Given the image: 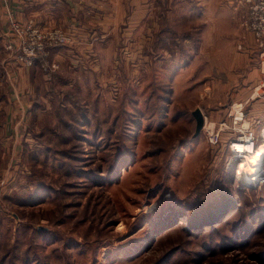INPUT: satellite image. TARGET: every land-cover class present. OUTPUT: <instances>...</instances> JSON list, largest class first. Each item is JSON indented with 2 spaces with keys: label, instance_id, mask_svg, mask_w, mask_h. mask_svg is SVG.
<instances>
[{
  "label": "rangeland",
  "instance_id": "374dc122",
  "mask_svg": "<svg viewBox=\"0 0 264 264\" xmlns=\"http://www.w3.org/2000/svg\"><path fill=\"white\" fill-rule=\"evenodd\" d=\"M149 10L139 34L131 8L72 29L8 20L4 66L27 70L7 50L12 21L72 41L60 60L50 49L51 79L36 63L50 109L30 118L0 98V264H264V163L255 182L237 179L247 160L229 148L249 122L264 144V87L252 115V104L241 118L232 105L264 79L246 7L161 0ZM24 76L7 90L25 91Z\"/></svg>",
  "mask_w": 264,
  "mask_h": 264
},
{
  "label": "crops",
  "instance_id": "0c3cea01",
  "mask_svg": "<svg viewBox=\"0 0 264 264\" xmlns=\"http://www.w3.org/2000/svg\"><path fill=\"white\" fill-rule=\"evenodd\" d=\"M160 1L161 0H126L127 6L125 5L124 7L120 0H0V87L4 86L3 94H0V98H12L13 101L10 102L11 109H26V113L31 115L30 118L34 116L35 110L37 109L51 108L47 107V99L44 96V93L46 95L47 89L45 90V87H43V83L46 82V80L44 75L40 72V66L38 64H35L34 67L24 72L22 69L18 70L14 67L4 66L2 63L1 59H3L4 53L3 40L5 33L8 31V20L10 17L35 19L38 23L49 26V28H53V26H67L70 22L71 26L69 25L67 28L72 29L74 26L78 27L79 25L85 24L87 19H94L97 15H100L103 19L124 17L128 15L131 8L132 13L130 17L137 18L139 21L137 25V32L139 34L141 33L139 32L140 29H143L139 23L144 21L145 18L155 14V11L151 13L149 7H154L155 3ZM53 19H55V22ZM79 32L76 34L80 35ZM140 47L144 48L141 43L137 48L139 49ZM55 48L51 56L60 60L62 52H64L62 49L66 47L60 46ZM21 75H25L24 80L27 84L25 91H17L16 94L12 89L7 90L5 85L7 84L11 87L12 84L17 82L18 78L20 79ZM67 78L68 77L65 76L62 78V80H64L63 85L65 86H68L67 84L70 82V79ZM14 86L16 87V85ZM262 88V85L255 90H253L252 86L249 88L244 87L243 91L237 94L239 98H237V95H233L232 105H235L236 108H248L249 105L252 104L251 106H253V109H250L252 115V112L256 111L259 107L260 102L255 100H258L260 96L259 91ZM71 94L72 92L69 91L64 92L61 95V99H65L66 101V97L69 95L71 97ZM60 108L69 109V107L64 104H62ZM254 117L256 116L254 115ZM14 129L17 131V126L14 127ZM262 138L261 134V140ZM261 144L262 142L260 141L259 146ZM124 241H126V239Z\"/></svg>",
  "mask_w": 264,
  "mask_h": 264
},
{
  "label": "built area",
  "instance_id": "2783aa9c",
  "mask_svg": "<svg viewBox=\"0 0 264 264\" xmlns=\"http://www.w3.org/2000/svg\"><path fill=\"white\" fill-rule=\"evenodd\" d=\"M242 2L246 7L245 26L253 34L257 45L262 49L261 59L264 62V0H242ZM11 27L15 33H13V40L7 45V50L12 54L13 61L26 69L34 67L39 62L51 79L50 72H54L57 67L50 64L49 51L51 48L69 44L72 41L71 35L60 28L44 30L32 22L21 24L12 21ZM261 85L264 87V79ZM238 109L235 117L241 118L243 114L238 112L242 111L243 107ZM206 127L208 126L205 123V130ZM207 132L210 136V142L218 145L220 142L219 132L211 127ZM260 138L258 131L249 122L240 131L238 138L231 142L230 151L235 157L243 154L242 158L247 160L257 151ZM245 150L246 152L243 153L242 151Z\"/></svg>",
  "mask_w": 264,
  "mask_h": 264
},
{
  "label": "bare ground",
  "instance_id": "6f19581e",
  "mask_svg": "<svg viewBox=\"0 0 264 264\" xmlns=\"http://www.w3.org/2000/svg\"><path fill=\"white\" fill-rule=\"evenodd\" d=\"M264 89V88H263ZM209 127V126H208ZM264 132V130H263ZM243 153L246 152L242 151ZM243 157L241 154L237 159ZM246 164H240V168L242 167V172L238 173L237 179L245 178L249 183L255 182L258 178L255 176L258 174L259 170L263 167L264 163V144L262 143L258 146L257 151L250 157L247 158Z\"/></svg>",
  "mask_w": 264,
  "mask_h": 264
},
{
  "label": "water",
  "instance_id": "95a60500",
  "mask_svg": "<svg viewBox=\"0 0 264 264\" xmlns=\"http://www.w3.org/2000/svg\"><path fill=\"white\" fill-rule=\"evenodd\" d=\"M195 115H196V119L198 123V129L201 130L204 126V115L202 114L200 110H198ZM40 229H45V228L40 227Z\"/></svg>",
  "mask_w": 264,
  "mask_h": 264
},
{
  "label": "trees",
  "instance_id": "16d2710c",
  "mask_svg": "<svg viewBox=\"0 0 264 264\" xmlns=\"http://www.w3.org/2000/svg\"><path fill=\"white\" fill-rule=\"evenodd\" d=\"M159 243V242H158Z\"/></svg>",
  "mask_w": 264,
  "mask_h": 264
}]
</instances>
